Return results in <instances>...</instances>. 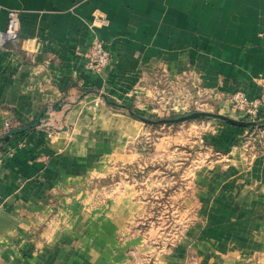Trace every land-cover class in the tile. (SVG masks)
<instances>
[{
	"label": "crops",
	"instance_id": "crops-1",
	"mask_svg": "<svg viewBox=\"0 0 264 264\" xmlns=\"http://www.w3.org/2000/svg\"><path fill=\"white\" fill-rule=\"evenodd\" d=\"M9 8L21 36L0 43V137L46 112L0 143V264H264V147L252 127L196 130L211 157L187 171L194 214L169 248L146 245L136 181L112 196L93 185L142 163L150 131L132 112L166 89L245 120L229 98L260 93L264 0H0V31ZM96 9L108 26L92 27ZM95 35L111 53L101 75L84 56Z\"/></svg>",
	"mask_w": 264,
	"mask_h": 264
},
{
	"label": "rangeland",
	"instance_id": "rangeland-1",
	"mask_svg": "<svg viewBox=\"0 0 264 264\" xmlns=\"http://www.w3.org/2000/svg\"><path fill=\"white\" fill-rule=\"evenodd\" d=\"M169 96L171 95L162 98L154 95L157 102L152 108L144 103H138L140 106L138 107L143 110L141 114L133 110L136 114L157 120L145 124L150 135L143 138L141 143V149L146 153L142 163L124 165L121 170L115 171L104 179L93 180L95 187L106 186L112 190L108 191L111 196L112 193L117 192H114V187L120 182L136 181L139 188L138 197L142 198L146 204L142 217V232L146 238V245L156 251L173 245L194 214V207L187 203L193 200L187 188L190 177L187 171L201 162H207L211 157L208 147L199 146L197 142H194L198 137L196 130L199 131L198 135H201L203 131H209L207 122L213 119L228 123L224 119L209 116L176 121L163 119L177 118L194 112L221 113L233 117L225 109L217 108L208 98L201 99L190 95L184 102L186 107L183 108L180 103L179 108H174L178 102L174 97L169 98ZM171 103L174 104L172 107ZM249 119L250 117L245 116V120ZM190 137L194 138V140L191 139L193 142L187 141ZM156 142L159 143L157 146L159 154L155 156ZM166 177L169 185L166 184Z\"/></svg>",
	"mask_w": 264,
	"mask_h": 264
},
{
	"label": "built area",
	"instance_id": "built-area-1",
	"mask_svg": "<svg viewBox=\"0 0 264 264\" xmlns=\"http://www.w3.org/2000/svg\"><path fill=\"white\" fill-rule=\"evenodd\" d=\"M8 20L6 28L0 31V43L6 44L11 41H16L21 36V11L16 8L7 9ZM92 27H104L110 24V19L107 13L100 9H96L93 13ZM39 40L36 37H28L26 39V53H35L38 51ZM86 58V67L92 72L101 75L111 61V53L107 48L106 42L95 35L91 45L84 52ZM258 84L260 86V93L256 97H249L243 91L235 92L230 96V105L236 110L242 112L245 116L250 119H261L264 116H259L261 109L264 107V75L258 77ZM168 95L174 94L173 89L169 88L165 90ZM173 95H171L172 97ZM185 98L180 101L182 107H186L184 102ZM180 103L178 102L174 108H179ZM174 104L171 103V107ZM257 128V127H256ZM253 139L264 143V125L258 127V129L252 132Z\"/></svg>",
	"mask_w": 264,
	"mask_h": 264
},
{
	"label": "water",
	"instance_id": "water-1",
	"mask_svg": "<svg viewBox=\"0 0 264 264\" xmlns=\"http://www.w3.org/2000/svg\"><path fill=\"white\" fill-rule=\"evenodd\" d=\"M45 112H46V108H44L36 118L30 120L25 125L9 129L4 136L0 137V143L7 141L13 135L24 133V132L28 131L29 129H32L36 126H39L42 122V117H43ZM132 115L133 116L135 115L137 118H139L145 122H156L157 121V120H152L148 117L141 116L139 114H135L134 112H132ZM198 116H209V117H214V118H221V119H224L225 121H227L229 123L242 125V126H248V127H252V128L261 127L264 125V118L249 119V120H238V119L223 115L221 113H212V112H194L192 114L183 115V116H180L177 118H168V119H163V120H165V121L186 120V119H190V118L198 117Z\"/></svg>",
	"mask_w": 264,
	"mask_h": 264
},
{
	"label": "trees",
	"instance_id": "trees-1",
	"mask_svg": "<svg viewBox=\"0 0 264 264\" xmlns=\"http://www.w3.org/2000/svg\"><path fill=\"white\" fill-rule=\"evenodd\" d=\"M259 116H264V107L261 109ZM251 129H252V132L257 130L256 128H251ZM253 142H254L253 144H255L257 148L258 147H260V148L264 147V143H262L258 140H255Z\"/></svg>",
	"mask_w": 264,
	"mask_h": 264
}]
</instances>
